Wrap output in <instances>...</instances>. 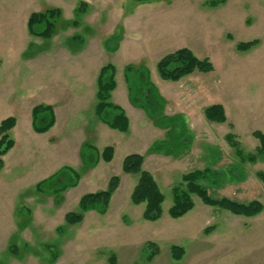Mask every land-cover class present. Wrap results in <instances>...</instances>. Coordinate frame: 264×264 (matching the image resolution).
<instances>
[{
    "label": "rangeland",
    "instance_id": "rangeland-1",
    "mask_svg": "<svg viewBox=\"0 0 264 264\" xmlns=\"http://www.w3.org/2000/svg\"><path fill=\"white\" fill-rule=\"evenodd\" d=\"M80 1L86 3L85 11L77 14ZM49 8L61 11L51 37L29 34V14ZM111 34H117L116 49L130 43L145 47L143 59L131 64H146L155 82L170 81L159 78L155 65L160 56L180 47L209 58L215 70H194L180 78L190 80L163 88L162 113L170 124L145 115L134 128L140 126L146 134L130 128L102 133L94 112L96 77L99 64L117 57L103 47ZM252 39L257 42L248 50L236 49L237 42ZM252 58H264V0H0V121L16 119L8 131L13 146L0 167V264H109L112 253L115 264H264V185L256 174L264 172V154L253 162L239 159L224 135L235 133L244 153L254 154L258 141L251 129L235 131L230 120L217 124L203 112L215 100L237 119L236 88L242 86L241 94L249 97L252 83L243 68H251ZM116 79L110 97L115 103L124 87L119 69ZM36 104H50L55 112V124L46 132L30 126ZM111 114L107 109L103 116ZM49 136L54 139L48 141ZM156 141H165V147L153 152L149 148ZM84 142L98 148L111 144L112 161L93 168L78 162ZM144 142V150L134 149L136 144L143 148ZM131 151L144 155L143 167L164 195L156 220L143 219L144 204L129 200L136 176L119 170L122 157ZM63 166L76 168L75 186L53 193L35 190L40 178L52 174L50 168ZM204 167L219 175L217 184L208 187L213 196L256 199L262 211L252 217L234 215L194 195L191 210L169 217L172 187L181 174ZM112 175L119 177V188L109 211L99 215L88 210L81 222L65 225L64 214L76 210L79 197L104 189ZM64 183L56 182L58 187ZM147 241L159 248L150 261ZM171 245L183 248L180 260L171 258Z\"/></svg>",
    "mask_w": 264,
    "mask_h": 264
},
{
    "label": "trees",
    "instance_id": "trees-1",
    "mask_svg": "<svg viewBox=\"0 0 264 264\" xmlns=\"http://www.w3.org/2000/svg\"><path fill=\"white\" fill-rule=\"evenodd\" d=\"M85 2L80 1L76 7V13L82 14L85 11ZM59 8H49L45 11L31 12L26 21L29 34L35 37L49 39L56 28L55 18L60 19ZM117 34H112L104 41L106 50L113 52L116 49ZM257 40L240 41L236 43L238 51H245L256 44ZM156 71L160 79L178 81L180 78L192 73L209 72L213 70V65L209 58H198L186 47L177 48L161 56L156 62ZM124 78L127 83L128 98L130 102L142 108L149 117H158L160 123L168 125L170 119L163 112L164 99L159 94L156 86L150 80L149 69L144 65L127 64L124 67ZM115 88V67L111 63L103 65L97 76L96 105L94 112L96 116L109 127L126 131L128 129V119L125 112L110 100L111 91ZM111 110L112 114L106 118L103 116L105 110ZM46 112V118L42 119L41 114ZM204 116L209 121L222 123L226 121V115L222 105L211 104L204 108ZM32 128L36 132L47 131L54 123L53 109L50 105L37 104L31 110ZM15 118L8 116L0 121V167L3 164L2 156L13 146V139L8 135V131L14 127ZM252 135L257 139L258 145L254 149V154H245L240 143L233 132H227L224 136L229 146L233 148L235 155L241 159L255 161L256 156L264 154V133L254 130ZM165 147V141H156L149 148L151 151H160ZM113 156V147L106 146L99 152L96 147L88 142H84L80 147V158L83 165L94 167L102 159L109 162ZM144 155L140 153H129L121 161V171L125 174L136 176V182L130 193L132 204H144L142 218L145 220H156L162 214V202L164 195L155 180L154 176L142 167ZM258 178L264 185V172L257 171ZM65 180V183L58 187L56 182ZM79 179V173L71 167L63 166L52 175L38 181L35 190L39 192L53 193L75 186ZM219 175L210 167L194 169L181 174L180 182L172 187V203L168 208V215L177 218L184 215L194 206L192 197L197 196L203 204L212 208L225 210L234 215L252 217L260 213L263 205L259 200L252 199L248 202H240L226 196L216 197L210 193L209 186L217 184ZM119 184V177L112 175L102 190L87 192L83 194L77 203L74 211L64 214L65 225H75L83 219L84 213L94 210L98 214H105L111 196ZM62 231V227H57ZM204 232H209L206 227ZM145 246L148 249L146 259L150 261L157 254L158 246L147 241ZM171 255L174 259L182 256L183 248L178 245L170 246ZM57 258V253L51 255V260ZM114 255H110L113 262Z\"/></svg>",
    "mask_w": 264,
    "mask_h": 264
},
{
    "label": "crops",
    "instance_id": "crops-1",
    "mask_svg": "<svg viewBox=\"0 0 264 264\" xmlns=\"http://www.w3.org/2000/svg\"><path fill=\"white\" fill-rule=\"evenodd\" d=\"M112 35V34H111ZM110 37V36H109ZM249 41V40H248ZM137 45H140L139 43L138 44H134V43H130V45H126L125 47L123 46H121V45H119L120 47H118V49H115L113 52H111V51H108V50H106V48L104 47V42H103V47H104V49L107 51V52H111V53H113L112 55L110 54V56L112 57V56H115V55H117V57H115V58H113L112 57V59H110V60H112L111 62L109 61V62H107V63H111V64H113L114 65V67H115V88L117 87V79H116V73H117V71H118V69H119V77L121 78V80H123V86L124 87H122V91H121V93H119V95H118V97H117V100H118V102L120 103H115V102H113L114 104H116V105H118L124 112H125V114H126V117H127V119H128V129L130 128L131 130H133V131H135V132H138V133H143V134H146L145 132H143V131H141V129H140V126H138V128H137V130L134 128L136 125H137V121L138 120H140V119H144L145 118V115H146V113H145V111L142 109V108H140V107H138V106H135V105H133L131 102H130V100H129V98H128V90H127V83H126V81H125V78H124V72H123V70H124V67L127 65V64H131V61H133L132 63H134V62H136V63H138V62H140V60L141 59H143L142 58V55H141V53L144 51V49H145V47L143 46V49L142 48H139V46H137ZM118 45L116 44V47H117ZM177 49V48H176ZM175 50V49H174ZM171 52V51H170ZM146 53H147V51H146ZM168 53V52H167ZM129 55H131L130 57H129ZM164 55V54H163ZM121 57H123L122 59H121ZM161 57V56H160ZM210 60V59H209ZM211 61V60H210ZM114 62L118 65V69L116 68L117 66L114 64ZM127 62H129V63H127ZM238 63H242V62H245L244 60H240V61H237ZM211 63H212V61H211ZM246 63V62H245ZM106 63H103V64H99L100 66H99V69H98V72H99V70H100V68L103 66V65H105ZM134 65V64H133ZM138 65H140V64H138ZM146 67H147V65L146 64H144ZM212 65H213V70H215V66H214V64L212 63ZM148 68V67H147ZM149 69V68H148ZM212 70V71H213ZM210 72V71H209ZM149 73H150V70H149ZM243 74L244 75H246V76H248L249 78H250V80H251V83H252V89H251V93H250V95H249V97H246V96H244L243 94H241L242 92V86L241 87H239V88H236V110H237V112H236V118L237 119H235V118H232V117H229L228 115H226V113H225V115H226V120H230L231 121V123H233V128H234V130L236 131V129L238 128L239 130H247V129H251V132H253L254 130H258V131H261V132H263L264 133V58H262V59H259V58H252L251 59V68H248L247 66H245V68H243ZM97 76H98V73H97ZM242 78V77H241ZM217 79H219V78H217L216 77V79L214 80V81H212V83L213 82H215ZM150 80H151V82L156 86V88H157V90H158V92H159V94L163 97V94H162V92H163V88H165V87H167V86H176V85H178L179 83H181V82H184V81H186V80H190V79H185V80H181V79H179L178 81H174V82H163V81H157V82H155L156 80H154L151 76H150ZM192 80V79H191ZM209 82V81H208ZM96 84H97V77H96ZM115 88L111 91V93L115 90ZM207 88H208V84H206V93H207ZM96 91H97V89H96ZM207 96V95H206ZM110 97H111V95H110ZM164 98V97H163ZM97 100V99H96ZM121 103L124 105V106H121ZM211 104H220V105H222V107H223V109H225V106H224V103H222V102H217V101H215V100H212V102L209 104V105H211ZM37 105V104H36ZM45 105H50V104H45ZM35 106V105H34ZM51 106V105H50ZM52 107V106H51ZM33 108V107H32ZM32 108H31V110H32ZM52 109H53V107H52ZM126 109V110H125ZM224 112H225V110H224ZM53 114H54V123H53V125L50 127V128H52L53 126H54V124H55V120H56V117H55V112H54V110H53ZM15 118V117H14ZM98 118V117H97ZM139 118V119H138ZM99 119V118H98ZM136 119H138V120H136ZM100 120V119H99ZM248 121H250V122H252V124H248V125H251V126H246L245 124L246 123H248ZM217 124H220V123H218V122H216ZM16 125V119H15V124H14V126ZM30 126L32 127V117H31V112H30ZM244 127V128H243ZM49 128V129H50ZM97 130H100L102 133H109V132H111V130L110 129H113V128H111V127H109L106 123H104V122H102L101 120H100V122L99 123H97ZM110 128V129H109ZM241 128H243V129H241ZM33 129V128H32ZM48 129V130H49ZM47 130V131H48ZM113 130H116V129H113ZM117 131H119V130H117ZM36 132V131H35ZM46 132V131H45ZM120 132H124V131H120ZM238 132V131H237ZM37 133H39V132H37ZM141 133V134H142ZM226 134V133H225ZM235 134V133H234ZM236 135V134H235ZM225 136V135H224ZM237 137V136H236ZM50 138H53V137H51V136H49V138H47V140L48 141H50L49 139ZM54 139V138H53ZM106 146H112L111 144H105L102 148H98V147H96V149L99 151V152H101L102 151V149L104 148V147H106ZM146 146H148V144H145V142H144V146H143V148H138V146H137V144H136V148H134V149H136V150H140V149H142V150H144V148L146 147ZM113 147V146H112ZM141 151V150H140ZM129 153H140V152H138V151H131V152H127V153H125V155H127V154H129ZM140 154H142V153H140ZM113 155H114V148H113ZM124 155V156H125ZM123 156V157H124ZM123 157H122V159H123ZM112 159H113V156H112ZM112 159L109 161V162H111L112 161ZM122 159H121V161H122ZM81 161V158L79 159V161L78 162H80ZM101 162H104L105 163V161H103L102 159H100L98 162H97V164L98 163H101ZM109 162H106V163H109ZM81 163H82V161H81ZM79 164V163H78ZM83 164V163H82ZM143 164H144V160H143V163H142V167H143ZM68 167H71V166H68ZM120 167H121V162H120ZM72 168V167H71ZM91 168H93V167H91ZM144 168V167H143ZM74 170L76 169V168H73ZM144 169H146V168H144ZM58 169H53L52 170V168H50V173H54V172H56ZM92 170V169H91ZM146 170H148V169H146ZM119 171H121V168H120V170ZM149 171V170H148ZM150 172V171H149ZM46 173H48V172H46ZM151 173V172H150ZM49 174V173H48ZM47 174V175H48ZM52 174H50V175H52ZM117 174V173H116ZM152 174V173H151ZM50 175H48V176H50ZM125 175H130V174H125ZM153 175V174H152ZM48 176H46V177H48ZM46 177H44V178H46ZM111 176H109L108 177V179L110 178ZM44 178H40L38 181H40V180H42V179H44ZM108 179H107V181H108ZM156 180V179H155ZM37 181V182H38ZM107 181H106V183L105 184H107ZM36 182V183H37ZM135 182H136V179H135V181H134V183H133V185L131 186V189H130V192H129V200H130V193H131V191H132V188H133V186H134V184H135ZM158 183V182H157ZM159 185V184H158ZM106 186V185H105ZM119 188V184H118V186H117V188H116V190L114 191V193L116 194V192H117V189ZM88 192H94V191H88ZM114 193L112 194V196H111V199H110V205L108 206V209H107V211H106V213L109 211V207L111 206V202H112V198H113V195H114ZM82 196V195H81ZM80 196V197H81ZM79 197V198H80ZM79 200V199H78ZM92 211H94V210H91V212ZM94 212H96V211H94ZM97 213V212H96ZM100 215V214H99ZM63 220H64V217H63ZM64 223V222H63ZM184 252V251H183ZM183 252H182V256H183ZM111 255V254H110ZM112 255H114V260H113V262H111L110 261V256L109 257H107V263H109V264H115V254L114 253H112ZM170 256H171V258H173L172 257V255H171V251H170ZM182 256L179 258V259H175V260H180L181 258H182ZM174 259V258H173ZM54 261V260H53Z\"/></svg>",
    "mask_w": 264,
    "mask_h": 264
}]
</instances>
